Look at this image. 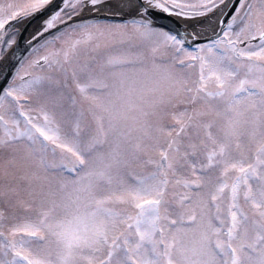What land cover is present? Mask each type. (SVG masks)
I'll return each instance as SVG.
<instances>
[{
  "label": "snow or ice",
  "instance_id": "6c2138e0",
  "mask_svg": "<svg viewBox=\"0 0 264 264\" xmlns=\"http://www.w3.org/2000/svg\"><path fill=\"white\" fill-rule=\"evenodd\" d=\"M41 13L0 84V264H264V0H3L0 58Z\"/></svg>",
  "mask_w": 264,
  "mask_h": 264
},
{
  "label": "water",
  "instance_id": "95a60500",
  "mask_svg": "<svg viewBox=\"0 0 264 264\" xmlns=\"http://www.w3.org/2000/svg\"><path fill=\"white\" fill-rule=\"evenodd\" d=\"M60 0H56L54 3H59ZM43 14V13H41ZM39 16V15H37ZM156 17H158V19H156L157 21L160 22H166V21H172L176 26L179 27V24L169 15V14H157ZM28 24L25 26V28L23 29V32H21L20 37H19V43H18V47L19 49L17 50V53L14 55V57L11 59V61L8 63L7 65V69L4 73V76L2 77L0 84L5 85L7 80L5 79V76H7L9 78L11 72L8 70L9 68H11L12 70L14 69V67L16 66V64L19 62V60L22 58V56L26 53V51L30 48V44H25V32L28 28Z\"/></svg>",
  "mask_w": 264,
  "mask_h": 264
},
{
  "label": "bare ground",
  "instance_id": "6f19581e",
  "mask_svg": "<svg viewBox=\"0 0 264 264\" xmlns=\"http://www.w3.org/2000/svg\"><path fill=\"white\" fill-rule=\"evenodd\" d=\"M180 22H182L184 25L187 24L188 28H190V30L193 28V26H195L196 28H200L203 26H208V21L206 19H202V18H197V19H193L190 21H185L179 17H176ZM42 21H40L39 23H35L32 30H31V36L33 37L35 35V32L39 29V26L41 24ZM19 25H21V23H19ZM18 25V26H19ZM209 27V32L211 31V26ZM10 58V57H9ZM8 58V59H9ZM8 61V60H7ZM3 64V63H2ZM1 64V65H2ZM6 64V63H5Z\"/></svg>",
  "mask_w": 264,
  "mask_h": 264
},
{
  "label": "rangeland",
  "instance_id": "374dc122",
  "mask_svg": "<svg viewBox=\"0 0 264 264\" xmlns=\"http://www.w3.org/2000/svg\"><path fill=\"white\" fill-rule=\"evenodd\" d=\"M0 2H3V0H0ZM15 32L17 33V30H15ZM32 55H33V54H32ZM32 55H31V56H32Z\"/></svg>",
  "mask_w": 264,
  "mask_h": 264
}]
</instances>
